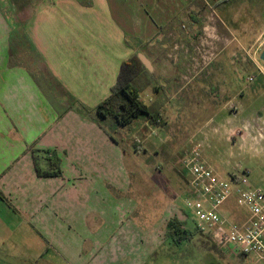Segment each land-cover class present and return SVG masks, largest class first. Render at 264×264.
<instances>
[{
	"label": "crops",
	"instance_id": "0c3cea01",
	"mask_svg": "<svg viewBox=\"0 0 264 264\" xmlns=\"http://www.w3.org/2000/svg\"><path fill=\"white\" fill-rule=\"evenodd\" d=\"M229 1L87 0L83 6L74 0H27L23 5L0 0V192L4 197L0 198V230H17L21 221L14 222L16 213L26 218V228L36 232L42 228L65 238L61 228L68 225L63 203L67 185L74 184L78 200L97 197L90 187L105 180L107 174L100 175L98 169L108 167L114 154L113 142L95 121L93 109L110 95L121 63L134 54L149 64H143L145 70L134 84L147 82L156 111L163 109L160 100L171 96L182 105L209 107L205 125L217 118L227 120L228 104L232 117H243L247 111L253 118V133L264 131V127L257 129L259 123L264 125V113L255 114L259 95H252V103L245 107L250 100L236 82L244 69L256 75L249 77L252 80L264 81L259 60L264 48H258L264 24L253 19L245 25L239 14L227 13ZM20 8L29 16L23 31L13 38L9 14L14 16ZM244 41L252 42L248 50ZM245 56L251 68L243 64ZM15 58L27 61V69ZM35 59L43 61L48 80L55 85L51 92L72 103L65 104L61 117L47 106L46 95L31 75ZM186 75L188 82L183 83ZM73 106L86 110L88 117L74 113ZM214 130L217 127L212 126L209 131ZM28 149L54 152L61 161V176L37 177ZM103 151L108 152L107 160L98 162L93 156ZM238 213L232 215L235 220L243 218ZM25 245L26 256L5 250L0 255L10 259L0 256V264H35L33 251Z\"/></svg>",
	"mask_w": 264,
	"mask_h": 264
},
{
	"label": "rangeland",
	"instance_id": "374dc122",
	"mask_svg": "<svg viewBox=\"0 0 264 264\" xmlns=\"http://www.w3.org/2000/svg\"><path fill=\"white\" fill-rule=\"evenodd\" d=\"M17 1L23 5L27 0ZM74 1L84 6L87 0ZM230 1L226 4L229 7L227 13L239 14L247 26L252 24L250 21L253 19L261 26L264 24V0ZM28 16L22 8L16 10L14 16L9 14L14 25L13 38L23 31ZM251 43L243 42L245 50ZM256 52H259L258 49ZM246 56L243 64L251 68L252 62ZM15 59L25 68L28 65L21 58ZM260 64L264 67L262 62ZM32 66L31 75L46 95L47 106L59 117L63 116L65 104L70 107L71 101L62 100V96L56 97L51 92L56 90L55 85L48 80L49 74L44 70L43 61L35 59ZM241 73H238L236 82L249 100L252 95H259V101L255 102L257 108H254L259 109L255 114L262 115L264 81L255 78L248 81L255 75L250 69ZM184 77L182 82L187 83L189 77ZM158 80L154 85L156 89ZM136 86H139L140 99L157 114L158 121L151 123L141 118L124 128H111L106 120L102 121L113 138L111 143L114 146L110 150L114 158L111 157L108 167L98 169L100 175L107 174L105 180L90 187L92 193L98 192V199L78 200L74 184L67 185L68 197L63 203L64 208H68L65 218L68 225L61 228L65 230V238L62 234L56 233L55 236L42 228L37 229L38 232L31 227L26 228V218L14 213V222L20 220L21 225L17 230H0V253L11 250L16 256L15 250H18V256L24 257L23 244H26L25 247H29L35 255V264H264V260L254 256L242 257L214 247L206 236L196 232L191 220H186L183 207L189 187L180 162L195 145H200L201 157L219 176L226 179L232 173L241 174L246 170L250 185L264 189V139H257L261 130L256 133L251 131L253 118H248L247 111L243 117H232L226 104L227 120L217 118L204 125L209 107L187 102L182 105L178 99L170 100L169 96L160 100L158 104L164 106L158 112L154 92L146 88L147 82L143 80ZM251 101L245 103V107L250 106ZM72 111L82 118L88 117L87 111L79 106H73ZM92 118L88 119L91 121ZM212 126L217 130L210 132ZM258 126L257 129L264 127L261 123ZM107 153L98 152L97 157H93L98 162H104ZM239 210L234 205L228 206V211L236 217ZM171 219L183 224L192 235L190 239L174 242L169 237L166 224ZM46 241L50 245H46ZM0 256L4 260L10 259L9 255Z\"/></svg>",
	"mask_w": 264,
	"mask_h": 264
},
{
	"label": "built area",
	"instance_id": "2783aa9c",
	"mask_svg": "<svg viewBox=\"0 0 264 264\" xmlns=\"http://www.w3.org/2000/svg\"><path fill=\"white\" fill-rule=\"evenodd\" d=\"M259 47L264 48V39ZM261 75L264 77V71ZM257 139H264V131L257 133ZM180 165L189 187L183 199L186 220L193 222L196 232L216 248L264 260V189L250 185L246 170L226 179L219 176L203 161L200 145H195ZM229 204L240 209L241 220L232 217Z\"/></svg>",
	"mask_w": 264,
	"mask_h": 264
},
{
	"label": "trees",
	"instance_id": "16d2710c",
	"mask_svg": "<svg viewBox=\"0 0 264 264\" xmlns=\"http://www.w3.org/2000/svg\"><path fill=\"white\" fill-rule=\"evenodd\" d=\"M144 70L145 67L136 54L123 61L119 67L116 82L110 89V95L93 109L96 122L111 140L113 138L106 131L102 121L106 120L111 128H124L141 118H146L151 123L158 121L157 114L140 99L139 90L134 84V79ZM31 157L37 177L61 176V161L54 152L32 150ZM0 198L4 199L1 192ZM166 229L174 242L188 240L192 236L178 220H169Z\"/></svg>",
	"mask_w": 264,
	"mask_h": 264
},
{
	"label": "water",
	"instance_id": "95a60500",
	"mask_svg": "<svg viewBox=\"0 0 264 264\" xmlns=\"http://www.w3.org/2000/svg\"><path fill=\"white\" fill-rule=\"evenodd\" d=\"M138 58L141 60L143 64L149 66L148 62L145 60V58L142 55H138ZM259 60L264 64V49L260 53Z\"/></svg>",
	"mask_w": 264,
	"mask_h": 264
}]
</instances>
